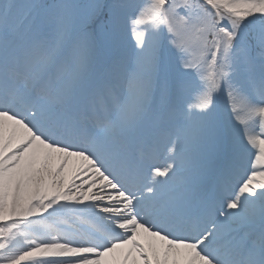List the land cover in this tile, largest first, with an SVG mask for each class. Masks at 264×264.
Listing matches in <instances>:
<instances>
[{
    "label": "snow or ice",
    "instance_id": "6c2138e0",
    "mask_svg": "<svg viewBox=\"0 0 264 264\" xmlns=\"http://www.w3.org/2000/svg\"><path fill=\"white\" fill-rule=\"evenodd\" d=\"M0 264H264V0H0Z\"/></svg>",
    "mask_w": 264,
    "mask_h": 264
},
{
    "label": "rangeland",
    "instance_id": "374dc122",
    "mask_svg": "<svg viewBox=\"0 0 264 264\" xmlns=\"http://www.w3.org/2000/svg\"><path fill=\"white\" fill-rule=\"evenodd\" d=\"M220 106H221L222 109H223L224 106H225V101H224L223 98L220 99Z\"/></svg>",
    "mask_w": 264,
    "mask_h": 264
}]
</instances>
